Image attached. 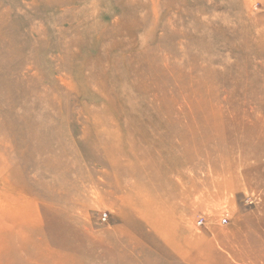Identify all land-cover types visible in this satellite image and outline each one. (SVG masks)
I'll list each match as a JSON object with an SVG mask.
<instances>
[{
  "label": "rangeland",
  "instance_id": "374dc122",
  "mask_svg": "<svg viewBox=\"0 0 264 264\" xmlns=\"http://www.w3.org/2000/svg\"><path fill=\"white\" fill-rule=\"evenodd\" d=\"M0 264H264V0H0Z\"/></svg>",
  "mask_w": 264,
  "mask_h": 264
},
{
  "label": "bare ground",
  "instance_id": "6f19581e",
  "mask_svg": "<svg viewBox=\"0 0 264 264\" xmlns=\"http://www.w3.org/2000/svg\"><path fill=\"white\" fill-rule=\"evenodd\" d=\"M39 186L44 189L46 191H51L52 188L51 186L47 185L44 187L41 186V184H39ZM130 190V194L132 195L130 198V195H125L124 199L125 202H129L131 203V201L135 202V204L139 205V206H143V204L147 205L149 208L147 210H145L144 212H141L140 215L143 216V218L145 219V221H147L148 225L151 228H159V229H163L164 227H168L170 229H172L173 227H176L174 229H178L180 228V224H176V220L174 219L173 216L166 214V213H159V211L157 210V204L155 202H152L151 200H148L149 194L150 192H144L141 188L140 183L136 182L135 180L131 179V183L127 186ZM125 191H129L128 189H125ZM126 193V192H125ZM128 194V193H127ZM132 197L134 199H132ZM57 199H59V201H61V198H55V201H58ZM162 235L166 238V239H170V235L165 231L162 233ZM178 240V239H177ZM180 240L182 241L183 244L187 243L189 245L192 246V248L188 249L187 251H185L183 254H189L191 250H193L194 252L196 251V253L200 252V248H197V243L195 241H189L192 240L189 237V233L187 231V233H184L182 236H180ZM179 240V241H180ZM187 242H185V241ZM179 243L181 245H183L181 242H176ZM195 253V254H196ZM228 260V259H227ZM230 260L233 262L235 261V258L233 256L230 257ZM226 262V261H224Z\"/></svg>",
  "mask_w": 264,
  "mask_h": 264
},
{
  "label": "built area",
  "instance_id": "2783aa9c",
  "mask_svg": "<svg viewBox=\"0 0 264 264\" xmlns=\"http://www.w3.org/2000/svg\"><path fill=\"white\" fill-rule=\"evenodd\" d=\"M226 222V220H224Z\"/></svg>",
  "mask_w": 264,
  "mask_h": 264
}]
</instances>
